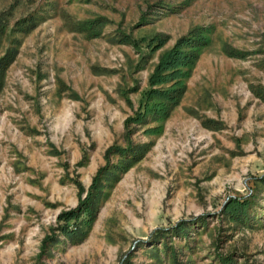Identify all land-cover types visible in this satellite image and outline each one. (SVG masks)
Instances as JSON below:
<instances>
[{
	"label": "rangeland",
	"instance_id": "374dc122",
	"mask_svg": "<svg viewBox=\"0 0 264 264\" xmlns=\"http://www.w3.org/2000/svg\"><path fill=\"white\" fill-rule=\"evenodd\" d=\"M4 12L0 58L18 50L0 89V264H264V0H0ZM198 30L179 104L126 128L153 104L160 58ZM137 145L125 171L131 159L106 156ZM109 164L107 196L70 237L62 214ZM233 199L248 201L243 220L224 210Z\"/></svg>",
	"mask_w": 264,
	"mask_h": 264
},
{
	"label": "trees",
	"instance_id": "16d2710c",
	"mask_svg": "<svg viewBox=\"0 0 264 264\" xmlns=\"http://www.w3.org/2000/svg\"><path fill=\"white\" fill-rule=\"evenodd\" d=\"M33 20V18H29L27 21L21 23L33 26ZM8 21V12L0 14V47L7 32ZM89 23L90 26H93L89 28H95V21H90ZM205 33L204 30H198L190 37H182L175 47L167 51L160 58L155 71L150 76L151 88L147 92L148 98L153 101V104H148L145 112L130 117L127 120L126 128L134 121L139 124L149 123L150 121L148 120L150 116H152L154 121H159L166 119L170 115L171 111L179 104L186 91L185 79L190 75L192 66L199 58L200 48L207 42ZM162 44L163 42L161 41L157 47H160ZM17 50V47H12L0 58V89L5 71L15 60ZM159 129L160 125H155L148 128L147 131L153 133L159 131ZM147 149L146 145H137L136 147L132 146L130 148L112 146L107 150L106 156L109 158L110 154L113 153L124 157L125 160L128 158L131 159L128 160L129 162L125 165L126 168H123V171H125L131 163L140 159ZM117 167H112L111 164H109L102 168L94 177V181L89 188L87 196L81 198L79 206L62 214L61 218L65 220L66 224L64 229L70 237L78 236L76 231L79 230V226L72 227L71 225L72 223L77 224V220L82 214H87L91 221L95 218L100 207V201L108 194L103 191V187H105L104 181L108 179V175L117 171ZM79 186L81 194L85 188L81 184H79ZM247 208L248 201L233 199L227 204L224 210L235 218L243 220L246 216ZM187 228L186 225H181L179 229L185 231Z\"/></svg>",
	"mask_w": 264,
	"mask_h": 264
}]
</instances>
